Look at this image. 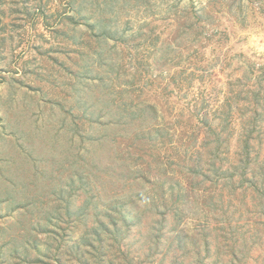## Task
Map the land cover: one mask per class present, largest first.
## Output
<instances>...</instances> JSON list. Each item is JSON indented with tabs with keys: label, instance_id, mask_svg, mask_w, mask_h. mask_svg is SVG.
<instances>
[{
	"label": "rangeland",
	"instance_id": "374dc122",
	"mask_svg": "<svg viewBox=\"0 0 264 264\" xmlns=\"http://www.w3.org/2000/svg\"><path fill=\"white\" fill-rule=\"evenodd\" d=\"M263 132L264 3L0 0V264H264Z\"/></svg>",
	"mask_w": 264,
	"mask_h": 264
},
{
	"label": "trees",
	"instance_id": "16d2710c",
	"mask_svg": "<svg viewBox=\"0 0 264 264\" xmlns=\"http://www.w3.org/2000/svg\"><path fill=\"white\" fill-rule=\"evenodd\" d=\"M247 1H249L251 3H257L259 5H263V3H264V0H247ZM11 9L15 10L13 7ZM126 111L127 110H125V112ZM158 112H159L158 108L153 104H150V105L147 104V105H145L144 108L140 109L141 115L142 114H149V115H152L153 117H157L159 114ZM255 113H256L255 119H253V120L248 119L249 123L254 124L255 126L251 129H249V132L245 131L242 135L239 136V140L244 145L243 148H240V149H241V151L244 149L246 150V153H247L246 159H249L251 157L252 151L255 150L254 144L256 142H258L262 136V133L260 132V130L256 126L259 124V121H261V119H262L261 118L262 113L259 111H255ZM124 123H126V122H123V124ZM238 150L236 151V154H237ZM255 187H259V186H255ZM124 217H127V215L124 214ZM102 224H103V226H105L109 230H111V227L109 226L110 224L107 225L105 222H101V226H102ZM113 228H117L116 223L115 224L113 223ZM96 230H97L96 228H93L92 231L96 232ZM89 244L93 245V242H90Z\"/></svg>",
	"mask_w": 264,
	"mask_h": 264
}]
</instances>
